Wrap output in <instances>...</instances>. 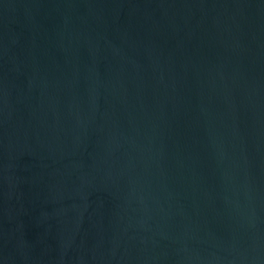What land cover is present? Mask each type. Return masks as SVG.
I'll use <instances>...</instances> for the list:
<instances>
[{
    "label": "water",
    "instance_id": "water-1",
    "mask_svg": "<svg viewBox=\"0 0 264 264\" xmlns=\"http://www.w3.org/2000/svg\"><path fill=\"white\" fill-rule=\"evenodd\" d=\"M0 264H264V0H0Z\"/></svg>",
    "mask_w": 264,
    "mask_h": 264
}]
</instances>
